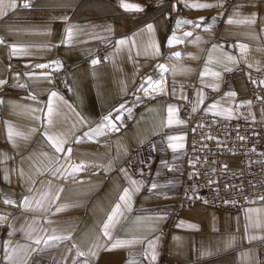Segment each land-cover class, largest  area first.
Returning <instances> with one entry per match:
<instances>
[{"label":"crops","instance_id":"obj_1","mask_svg":"<svg viewBox=\"0 0 264 264\" xmlns=\"http://www.w3.org/2000/svg\"><path fill=\"white\" fill-rule=\"evenodd\" d=\"M124 2L143 11H126L121 0H0V264H26L31 252L34 264H251L264 240V203L234 212L191 203L170 221L167 213L179 185L171 167L184 159L183 103L244 123L264 120V103L249 102L244 82L252 73L264 98V0ZM253 14L252 24L227 22ZM184 20L193 23H177ZM173 36L179 42L169 45ZM141 75L153 81L144 87L149 97L115 131ZM47 136H62L64 151ZM25 197L30 209L20 206ZM117 203L106 237L101 229ZM50 235L60 239L33 243Z\"/></svg>","mask_w":264,"mask_h":264},{"label":"built area","instance_id":"obj_2","mask_svg":"<svg viewBox=\"0 0 264 264\" xmlns=\"http://www.w3.org/2000/svg\"><path fill=\"white\" fill-rule=\"evenodd\" d=\"M146 77L141 75L133 94L122 104L126 113L116 123L117 128L127 125L135 108L148 99V91L143 90L148 81ZM253 78L252 73H244L248 100L252 105H259L264 103V98ZM182 115L186 142L180 152L184 159L171 167L178 172L179 185L167 221L191 203L229 212L252 203H264V120L244 123L208 115L194 111L189 101L183 103ZM257 250L256 261L251 264H264V240L257 243ZM36 259L31 252L26 264H34Z\"/></svg>","mask_w":264,"mask_h":264},{"label":"snow or ice","instance_id":"obj_3","mask_svg":"<svg viewBox=\"0 0 264 264\" xmlns=\"http://www.w3.org/2000/svg\"><path fill=\"white\" fill-rule=\"evenodd\" d=\"M23 6H24V7H29V5H28L27 3L24 4ZM120 6H121L123 9H125L126 11H136V12L143 11V8H142L140 5H138V4H131V3H125L124 0H121V4H120ZM186 6H187V7H190V8H193V9H203V8L213 7L214 5H211V4H208V3H192V4H188V5H186ZM12 7H15V5L13 4ZM254 17H255V14H253L252 18H250V19H246V20H243V21H234L232 18H229L227 22H228L229 24L234 23V22H239V23H249V24H252V23H255V18H254ZM199 19H200L201 21H203V17H200ZM177 23H178V24H179V23L191 24V23H193V21H190V20H184V21H177ZM196 26L199 27L200 25H196ZM146 27H147V31H148L149 33H151L152 30H153V25L149 23V24L146 25ZM185 35H186V36H190L191 33H185ZM72 36H73V29H72L71 27H69V28L67 29V36L65 37V39H66V40H70V39L72 38ZM3 42H4V41L0 40V43H3ZM173 42H179V41H177L176 38L173 36L172 38H170V39L168 40V43H169V45H170V44H172ZM119 43H123V41H119L118 44H119ZM240 47H242V48H246V46H244V45H241ZM16 51H17V49H16L15 47H13V48H12V53H13V55L16 54ZM173 55H175V56L178 57V56H180L181 54H180V53H174ZM230 59H231V58H230ZM98 62H99V61H97V60H93V61H92L93 64H96V63H98ZM36 67H39V68H45V67H47V65L39 64V65H36ZM159 67L161 68L162 71H166V70H167V69L165 68L164 65H160ZM225 70H226V71H231V69H225ZM41 75L46 76L47 74H46V73H42ZM201 75H204V73H202ZM213 75L218 76L219 73H213ZM4 83H5V81L0 80V84H4ZM147 84L151 87V86L153 85V81H151V80L149 79V80L147 81ZM155 88H156V89L159 88V82H156V84H155ZM143 90H144L145 92L148 91L147 88H144ZM154 90H155V89H154ZM233 95H234V93H233ZM51 96H52V97H55V96H56V93L53 92V93L51 94ZM33 99H34V97H33ZM121 107H123V106H121ZM168 111H169V113L171 114V113L174 111V109H173L171 106H169ZM52 113H53V106H52V100H51V97H50V98H49V102H48V116L50 117V116L52 115ZM109 118H110V114H109L108 116H105L103 119H104L105 121H109ZM48 123H49V124L52 123L51 119L48 120ZM168 123H169V124L172 123L171 118H169ZM110 126H111V125H110ZM114 130H115V131H119V128H115ZM11 135H12V133L10 132V139H11ZM17 135H19V133H17ZM85 135H87V133H86ZM46 138L49 140V142L51 143L52 147L55 148L57 152L64 151V147H63V146H64L65 143H67V141H66L62 136H61V137H58V138H53L52 136H47ZM169 139H173V137H169ZM241 139H243V137H241ZM170 146L173 147V148L176 147L175 145H170ZM180 146L182 147V145H180ZM68 152H69V153L71 152V149H70V148L68 149ZM135 183H136V182L133 181V184H135ZM151 187H152L153 189H155V188L157 187V184L153 183ZM135 191L138 192V191H139V188L137 187V188L135 189ZM131 198H132V195H131V192L129 191L128 188H125V189L123 190V193H122V194L120 195V197H119L120 201H121L123 204H125V205L127 204L128 201L131 200ZM4 203H5V204H15V201H12V200H9V199H5V200H4ZM25 205H28V206H29V209H30V204H29V201H28L27 197H25V198L23 199V201L21 202V204H20V206H21L22 208L25 207ZM121 206H122L121 203H117L116 206L112 209L111 214L108 215L107 221L104 222L103 227H102V229H101V231L103 232L104 236L107 237V236H110V235H111L110 228L113 226V223H114V221H115L116 216L120 213ZM6 222H7V217L0 218V224L6 223ZM49 223H50V222H49ZM193 227H194V226H193ZM65 238H66V237H65ZM253 238L255 239V237H253ZM56 239H60V237L55 236V235H50V236H48L47 239H44L43 237H38V238H35V239L33 240V243H34L35 245H40L42 242L45 243V244H47L49 241H51V240H56ZM119 246H120L119 244H113V248H115V247H119ZM149 246L154 248V245H153L151 242H150V245H149ZM229 246H230V245H229ZM24 251H27V249H24ZM33 251H36V249H33ZM91 254H92V255H95V252H92ZM78 255H79V256H84L85 253H83V252H79ZM6 258H7V259H11V257H6ZM155 258H156V257H155V252L153 251V252H152V259L155 260ZM85 264H87V262H85Z\"/></svg>","mask_w":264,"mask_h":264}]
</instances>
